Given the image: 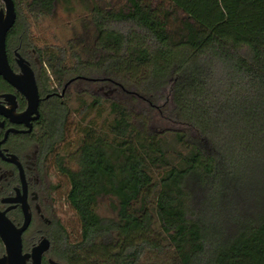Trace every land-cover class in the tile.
Segmentation results:
<instances>
[{
  "label": "trees",
  "instance_id": "16d2710c",
  "mask_svg": "<svg viewBox=\"0 0 264 264\" xmlns=\"http://www.w3.org/2000/svg\"><path fill=\"white\" fill-rule=\"evenodd\" d=\"M14 2L15 33L36 46L26 24L59 0ZM87 4L82 34L37 47L45 82L76 79L89 96L76 108L54 101L41 122L45 170L60 177L52 190L79 227L74 238L58 220L51 255L264 264V0Z\"/></svg>",
  "mask_w": 264,
  "mask_h": 264
},
{
  "label": "flooded vegetation",
  "instance_id": "af4514ba",
  "mask_svg": "<svg viewBox=\"0 0 264 264\" xmlns=\"http://www.w3.org/2000/svg\"><path fill=\"white\" fill-rule=\"evenodd\" d=\"M1 10H5V5L0 0ZM15 10L16 21L6 38L7 61L18 77L24 76L22 65L32 70L39 105L38 113L27 114L29 101L26 95L18 86L0 76V213H5L17 228H21L25 220L23 206H26L31 214V222L22 234L23 254L32 255L33 250L47 240L49 247L41 256V264H50V261L69 264L51 255L57 221L48 216L56 212V197L53 186L44 187L42 172L47 171L39 132L46 108L54 101L63 103L73 84L65 87L66 82L59 87L54 81H44L47 64L36 46L24 40L20 33H15L19 21L16 5ZM72 83L78 82L75 80ZM17 84L27 91L33 83ZM4 254L5 247L0 239V257ZM27 264H33L32 257H29Z\"/></svg>",
  "mask_w": 264,
  "mask_h": 264
},
{
  "label": "rangeland",
  "instance_id": "374dc122",
  "mask_svg": "<svg viewBox=\"0 0 264 264\" xmlns=\"http://www.w3.org/2000/svg\"><path fill=\"white\" fill-rule=\"evenodd\" d=\"M98 3L105 8H121L127 4V0H59L52 14L42 17L38 21L30 20L28 26L29 31L35 35L36 47H41L43 44L49 43L54 47H60L66 45L69 41L75 38L76 35H80L83 32L82 22L89 19V6L87 3ZM87 86L82 83L78 86L73 85L68 93V104L71 108L78 106L77 97L81 95L84 98H89L88 94H83L86 91ZM95 92L100 93L98 87L93 89ZM158 126L169 127L171 124L167 121H162ZM75 134H70L69 138H73ZM45 177L44 187L56 185L60 177L54 170H47L42 172ZM64 190L59 193H55L56 212L54 215H49V219L60 221L72 237L76 238L79 235V227L76 223V217L72 210L64 201ZM111 202L105 199L101 202L99 213L101 216L112 215Z\"/></svg>",
  "mask_w": 264,
  "mask_h": 264
},
{
  "label": "water",
  "instance_id": "95a60500",
  "mask_svg": "<svg viewBox=\"0 0 264 264\" xmlns=\"http://www.w3.org/2000/svg\"><path fill=\"white\" fill-rule=\"evenodd\" d=\"M5 5V10L0 11V76L8 82L18 86L20 90L26 95L29 101V108L27 114L38 113L39 96L37 87L34 83L35 78L32 70L26 65H22L24 76L23 78L16 76L11 70L7 61L6 55V38L9 30L13 27L16 21L17 13L15 10L14 0H1ZM76 79L70 80L65 87H68ZM17 83H33L32 87L24 91ZM0 112L1 109H0ZM24 208V224L21 228H17L11 220L0 213V239L5 247V254L0 257V264H27L29 257L33 258V264H41V256L48 249L49 243L43 240L37 246L32 255L23 254L22 234L28 228L31 222V214L28 208ZM50 264H59L55 261H50Z\"/></svg>",
  "mask_w": 264,
  "mask_h": 264
}]
</instances>
